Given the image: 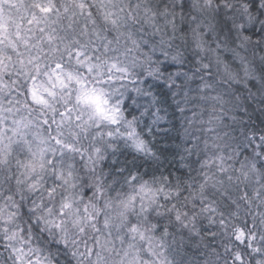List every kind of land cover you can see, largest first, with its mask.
Here are the masks:
<instances>
[{
  "label": "clouds",
  "instance_id": "9594fccd",
  "mask_svg": "<svg viewBox=\"0 0 264 264\" xmlns=\"http://www.w3.org/2000/svg\"><path fill=\"white\" fill-rule=\"evenodd\" d=\"M0 264H264V0H0Z\"/></svg>",
  "mask_w": 264,
  "mask_h": 264
}]
</instances>
